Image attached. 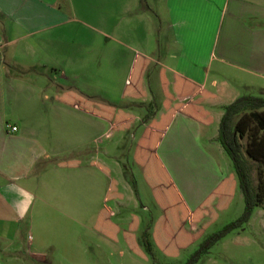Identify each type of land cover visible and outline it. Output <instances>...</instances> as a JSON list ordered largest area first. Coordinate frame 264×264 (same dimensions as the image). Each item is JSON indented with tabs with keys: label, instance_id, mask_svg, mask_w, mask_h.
Wrapping results in <instances>:
<instances>
[{
	"label": "crops",
	"instance_id": "obj_1",
	"mask_svg": "<svg viewBox=\"0 0 264 264\" xmlns=\"http://www.w3.org/2000/svg\"><path fill=\"white\" fill-rule=\"evenodd\" d=\"M11 66L49 72L26 78ZM132 69L139 98L123 96ZM250 92L264 94V0H0V264L146 259L136 242L141 219L131 216L120 234L101 200L111 181L115 204L121 182L138 190L119 157L128 135L133 167L158 212L145 226L152 239L162 211L135 150L167 116L149 144L155 161L189 214H215L187 219L183 229L200 225V238L236 199L241 214L243 197L216 138L223 107ZM72 95L131 122L112 131L106 119L72 105ZM138 105L140 120L130 109ZM219 188L231 194L225 209L216 210L217 199L203 207ZM102 210L113 239L95 229ZM257 222L264 231V204L247 225ZM130 226L139 254L124 239Z\"/></svg>",
	"mask_w": 264,
	"mask_h": 264
},
{
	"label": "trees",
	"instance_id": "obj_2",
	"mask_svg": "<svg viewBox=\"0 0 264 264\" xmlns=\"http://www.w3.org/2000/svg\"><path fill=\"white\" fill-rule=\"evenodd\" d=\"M188 92L192 93L191 89ZM123 96L141 97L140 86L135 77L134 69L131 70L128 77ZM72 98V105L82 107L89 114L109 121L112 131L124 130L131 122L130 116L121 113L114 115V108L112 107L99 106L98 109L94 110L91 108V103L76 95H72ZM169 117L163 118L159 124L153 125V131L146 133L145 141L147 140L148 145L144 143L137 145L135 156L138 164L143 167L145 181L151 188L154 200L162 211V216L154 227L151 239V241L153 240L152 245L165 257L173 258L177 256L180 249L193 243L199 235V233L188 234L183 229L182 223L187 219L193 223L198 222L208 213L209 219L213 220L215 214L203 210H197L193 214H189L184 209L167 176L155 161L154 146L150 147L149 144L151 140H154L155 143L156 138L160 137L158 130L167 125ZM216 140L231 161L237 185L243 197L244 208L238 219L208 236L186 264H195L217 241L232 231L242 228L250 220L253 211L264 204V94L259 96L243 95L223 107V115L219 122ZM225 186L228 187V182L225 183ZM229 189L231 190V187ZM220 191L222 192L220 188L215 191L209 200L203 204V207L207 208L211 201L217 199L216 210H224L231 194L228 191V193L220 195ZM116 198H119L116 192V183L111 181L104 201ZM107 218L108 212L102 210L98 215L95 229L113 239L116 229L108 223ZM133 232L134 226H130L128 232L124 235V239L128 248L139 254L133 241ZM150 246L151 243L147 241V247Z\"/></svg>",
	"mask_w": 264,
	"mask_h": 264
},
{
	"label": "rangeland",
	"instance_id": "obj_3",
	"mask_svg": "<svg viewBox=\"0 0 264 264\" xmlns=\"http://www.w3.org/2000/svg\"><path fill=\"white\" fill-rule=\"evenodd\" d=\"M9 70L11 74H19L26 78H29V76L31 77V75L36 72H49L38 67L18 68L11 66ZM249 95L259 96L257 92H250ZM130 109L138 120H140L144 113L141 106H133ZM139 126L140 121H137L134 125L133 131L139 128ZM129 149L130 140L127 135L126 140L120 148L119 157L123 166H125L130 171L131 175L134 176L135 181L139 186L138 190L136 189L135 182L134 188L130 185L128 180L125 183L121 182L118 190L122 196V200L118 204L113 203L112 200H107L105 201V204L112 211L113 215H115L114 219H117L115 221L118 223L120 234L123 231H126L127 223L131 216H137L141 219L142 225L136 234V242L146 259H132L135 260L134 262H136V264H186L189 258L199 249L200 244H202L208 236L220 231L225 225L235 221L242 214V212L241 214H238L239 209L235 210L238 202V199H236L230 211L220 214L218 219L209 224L206 230L202 233V236L193 244L180 249L177 256L173 258L164 257L154 248L151 239H147L145 234V226L156 218L158 212L147 189H143L141 185L138 172L133 167L131 161L132 152L129 154ZM237 190H239L238 187ZM101 199L102 198H100V200ZM103 201L104 200H101L102 203ZM243 206V202L240 201L239 207L241 208ZM206 222H208V219H205L203 223ZM184 227L186 231L196 234L195 231L200 228V225L195 227L186 223ZM147 241L151 243L150 247H147ZM122 264L133 263H130L123 258ZM195 264H264V231L259 227L258 222L252 225L245 224L242 228L232 231L217 241Z\"/></svg>",
	"mask_w": 264,
	"mask_h": 264
},
{
	"label": "built area",
	"instance_id": "obj_4",
	"mask_svg": "<svg viewBox=\"0 0 264 264\" xmlns=\"http://www.w3.org/2000/svg\"><path fill=\"white\" fill-rule=\"evenodd\" d=\"M7 128H8L11 132H15V131H16V128H15V127H9V126H7Z\"/></svg>",
	"mask_w": 264,
	"mask_h": 264
}]
</instances>
